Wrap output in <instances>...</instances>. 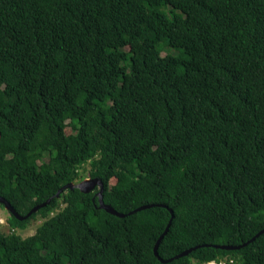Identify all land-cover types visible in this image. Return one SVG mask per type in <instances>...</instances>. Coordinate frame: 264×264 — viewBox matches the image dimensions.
Wrapping results in <instances>:
<instances>
[{"label": "trees", "instance_id": "trees-1", "mask_svg": "<svg viewBox=\"0 0 264 264\" xmlns=\"http://www.w3.org/2000/svg\"><path fill=\"white\" fill-rule=\"evenodd\" d=\"M0 196V264H264V0H0Z\"/></svg>", "mask_w": 264, "mask_h": 264}, {"label": "water", "instance_id": "water-1", "mask_svg": "<svg viewBox=\"0 0 264 264\" xmlns=\"http://www.w3.org/2000/svg\"><path fill=\"white\" fill-rule=\"evenodd\" d=\"M88 183L90 184L88 186ZM99 184L101 189L99 190L98 194H99V201H100V206L105 208L107 211L109 212H112V213H115L119 216H124L125 213H120L118 211H116L113 207H111L110 205L106 204L103 202L102 200V194H101V191H102V182L101 180L98 178V177H95V178H88V179H84L76 184L72 183V182H69L67 183L66 185H63L61 188H59V190L56 192V194H59L61 191L65 190L66 188H74V187H77L79 188L81 191H89L90 189H92L96 184ZM50 198H47L44 202L40 203V204H37L35 206H33L24 216L23 215H19L15 209L13 208V206L10 204V202H8L3 196H0V202L3 204L4 208L10 212H12L13 214H15L18 218H23V217H26L28 215H30L32 212H35L40 206H43L45 204H47L49 201H50ZM150 204L148 205H141L139 207H137L136 209L133 210L136 211L138 209H141V208H145V207H148ZM170 225V221L168 222L165 230L163 231L162 234H160V236L158 237V239L156 240L154 246H153V252L154 254L158 257V259L161 261V262H167V261H170L172 260L173 258H177V257H180V256H184V255H187L189 254L193 249L197 248L198 245H195V246H191L189 248H186L184 250H182L181 252L175 254L174 256L172 257H169V258H162L159 254H158V251H157V248H158V244L160 242V240L162 239V237L164 236V234L166 233L168 227ZM264 229L260 230L259 232H257L249 241L253 240L259 233L263 232ZM247 243V242H245ZM245 243L243 244H240V245H227V244H214L213 246L214 247H218V248H224V249H231V248H238L242 245H244Z\"/></svg>", "mask_w": 264, "mask_h": 264}, {"label": "rangeland", "instance_id": "rangeland-1", "mask_svg": "<svg viewBox=\"0 0 264 264\" xmlns=\"http://www.w3.org/2000/svg\"><path fill=\"white\" fill-rule=\"evenodd\" d=\"M168 51L169 52H176V50H174V48H165L162 51V53L164 54ZM71 131H72V129L70 126H67L65 128L66 133H70ZM88 168H89V166L87 164H85L84 169H81V172H80V175L82 176V178L80 180L75 181L76 183L80 182L84 178H87V177L89 178ZM113 181H114V179H112V182ZM89 185L90 184L88 183V186ZM8 215H9L8 210H6L4 207H0V229L5 231V232L10 231V229L7 225V220H6ZM41 221H42V218H40V217L35 218L29 223V225L24 230L17 229L16 232L19 233L20 235H22L23 237H26V236L35 232L36 227L41 223Z\"/></svg>", "mask_w": 264, "mask_h": 264}, {"label": "built area", "instance_id": "built-area-1", "mask_svg": "<svg viewBox=\"0 0 264 264\" xmlns=\"http://www.w3.org/2000/svg\"><path fill=\"white\" fill-rule=\"evenodd\" d=\"M202 264H225V262L223 261V260H209V261H206V262H204V263H202Z\"/></svg>", "mask_w": 264, "mask_h": 264}, {"label": "clouds", "instance_id": "clouds-1", "mask_svg": "<svg viewBox=\"0 0 264 264\" xmlns=\"http://www.w3.org/2000/svg\"><path fill=\"white\" fill-rule=\"evenodd\" d=\"M84 179H88V177L87 178H84ZM83 179V180H84ZM90 179V178H89ZM77 180H80V179H77ZM77 180H75V181H77ZM75 181H73L72 183H74V184H76V182ZM82 181V180H81ZM78 183V182H77ZM66 185V184H65ZM100 186V185H99ZM67 189V188H66ZM64 191V190H63ZM37 205V204H36ZM211 260H213V259H211ZM214 260H216V259H214ZM209 261V260H208ZM218 261V260H217ZM206 262V261H205ZM204 263V262H203ZM202 264V263H201Z\"/></svg>", "mask_w": 264, "mask_h": 264}]
</instances>
